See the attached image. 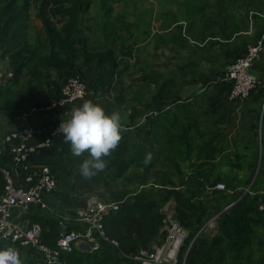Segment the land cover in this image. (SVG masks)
Instances as JSON below:
<instances>
[{"label": "trees", "instance_id": "16d2710c", "mask_svg": "<svg viewBox=\"0 0 264 264\" xmlns=\"http://www.w3.org/2000/svg\"><path fill=\"white\" fill-rule=\"evenodd\" d=\"M115 1L101 0L99 32L104 46L92 50L80 32L93 0H0V66L5 63L6 71L11 72L10 77L4 74L0 79V118L56 101L63 84L76 74L83 80L86 73L91 74L85 99L92 101L108 94L115 83H122L125 67L120 64L132 56L134 42L127 43L125 14H113ZM237 1L219 0L210 15L205 12L208 0L190 6L188 18L196 14L204 17L199 30L193 32L196 24L190 22L185 25L190 38H182V25L176 24L170 38L182 46L192 39L195 51L176 67V75L142 72L137 76L155 88L143 109L132 108L133 104L130 111L127 106L121 108L126 98L120 87L115 100L123 112V127L131 131L122 132L118 148L105 158L103 172L84 179L79 166L88 153L73 156L62 134L51 136L47 148L30 154L28 170L19 168L18 182L26 187L34 183L24 182L27 173L41 166H48L56 180V189L45 196L49 208L32 205L27 213L32 222L41 225V241L52 248L61 231L85 227L63 218L74 216L75 207L85 205L84 201L76 203V197L68 199L71 191L100 185L107 190L109 201H120L118 208L103 218L106 236L116 240L118 247L98 237L96 250L77 247L63 252L58 264H139L124 254L162 243L166 236L162 208L168 201L174 202L173 218L187 231L176 264H264V210L259 208L264 204L262 76L254 74L262 83L247 97L258 104L255 120L249 125L250 139L238 143L240 150L234 155L221 140L222 126L227 125L223 124L222 109L229 104L233 87L232 79L224 78L225 69L264 35V22L256 20L258 29L251 44L233 41L241 32L230 11ZM32 18L40 22V32L33 36ZM171 25L172 21L161 22L160 30L165 32ZM145 111L144 120L139 121ZM46 136L44 132L38 139ZM8 148L6 143L0 166L12 168ZM149 152L153 159L145 166L143 159ZM137 177L139 183L135 182ZM119 182L128 185L119 186ZM218 182L225 184L224 190L212 189ZM2 190L0 172V194ZM215 215V232L209 235L203 226ZM6 247L15 248L20 260L29 258L21 264H46L42 256L37 262L41 253L36 248L1 240L0 249Z\"/></svg>", "mask_w": 264, "mask_h": 264}, {"label": "built area", "instance_id": "2783aa9c", "mask_svg": "<svg viewBox=\"0 0 264 264\" xmlns=\"http://www.w3.org/2000/svg\"><path fill=\"white\" fill-rule=\"evenodd\" d=\"M264 35L256 44L249 45L247 52L242 58L228 65L225 69L224 78L232 79L233 87L229 93L230 100L245 99L250 91L261 85V80L252 71V65L260 56L263 47ZM11 76L10 71L1 72L3 75ZM62 95L56 101L47 105L31 106L20 112L19 117L23 120L36 112L62 108L67 104L83 100L87 94V84L79 74L71 76L63 84ZM66 120V119H65ZM60 121L55 123H43L37 127L23 125L16 128L4 137L9 144L11 167L0 166L3 177V190L0 194V241L10 240L18 242L23 246L36 248L43 256L46 264H58L61 253L72 252L81 244L85 250L94 251L99 247L98 237L118 247L116 240L106 236L103 226V218L118 208L120 201H101L90 198L80 210H77V220L85 224L82 230H63L56 239V247L52 248L41 241L42 228L38 222H32L27 216L32 205H39L42 209H48L45 196L56 189V180L51 174L48 166H41L27 173L24 182H32L33 185L25 186L19 183V168L28 170L27 159L31 153L47 148L50 137L56 135ZM46 132L48 136L41 139ZM3 149L0 146V156ZM18 182V183H16ZM212 189L224 190L225 184L216 183ZM264 210V204L259 206ZM162 211L165 215L163 230L166 236L161 244L154 245L151 249L141 248L136 252L124 254L139 264H176L179 248L187 236V231L182 228L173 218L174 202L168 201L164 204ZM210 222L205 223L207 227Z\"/></svg>", "mask_w": 264, "mask_h": 264}, {"label": "rangeland", "instance_id": "374dc122", "mask_svg": "<svg viewBox=\"0 0 264 264\" xmlns=\"http://www.w3.org/2000/svg\"><path fill=\"white\" fill-rule=\"evenodd\" d=\"M204 1L205 0H116L113 3V14H125V21L128 24L127 34L129 35L127 43L134 42V48L132 56L126 58L120 64L121 68L125 67V71L122 73V83H115L113 89L106 95L93 97V102L101 104L105 111L109 114L112 111L118 110L119 105L115 98H117V94L121 93L120 87H122V93H124L126 101L121 105V108H125V106H127V111H130V104H133L134 107L132 108L143 109L144 102H147V100L150 99L155 88L153 83L141 82L137 76H139L142 72H160L165 74L173 72V75H176V67L189 60L188 57L189 55H193L191 52L195 51V47L192 45V39L188 41L189 45L187 46H182V44L179 43H173L170 38V34L174 33L176 30V24H181V37L189 39L190 37L186 33L185 29L187 24L193 21H195L196 24V26L194 25L193 27V32L199 30V23L204 21V17H202L201 14H196L192 18H188V11L191 9L190 6L198 4L203 5ZM208 2L209 7H207L205 12L207 15H210L215 13V10L217 9L214 5H218L220 2L219 0H208ZM100 4L101 0H93L89 14L87 15L88 21L85 23L83 20L82 25H88L89 28L87 29L86 27H83L82 32H80L81 35L83 33L84 36H86L88 47L92 50L100 49L104 46V42L100 37L99 32L100 25L97 23V21L100 22L101 18ZM230 11L232 12L231 15L241 26L240 34L236 35L233 41H241L245 44H251L253 42L252 38H254L253 35L258 29V24L261 21L264 22V0H238L236 5H231ZM254 14L260 17L253 18ZM240 20H245L246 22L244 23ZM256 20L258 22L257 26L255 25ZM170 21H172V25L165 32L160 30L161 22L168 23ZM31 24V32L33 36L34 34L40 32V22L39 20L32 18ZM225 66L226 63H224L222 69H224ZM6 68L5 63H3L0 66V71L4 72L6 71ZM85 75H87V78L84 77L87 83L91 74L86 73ZM91 96L92 93L90 97ZM40 102H43L42 98L40 99ZM75 103L72 104H78ZM263 110L264 104L262 107V111ZM147 113L148 111H145V113L139 118V121L144 120ZM0 124L2 125L1 118ZM227 128L228 126H225L226 131ZM233 143L234 142H231L229 146V153H231V155H234L236 151L240 150L237 149ZM84 154H87V152ZM155 168H157V166ZM135 182L139 183V177L135 179ZM124 185L127 186L128 183L119 182V186ZM74 197L77 198L76 203L81 201L86 202L90 198H95L101 201H109L107 190L102 188L100 185L96 187L91 186L85 190L76 188L70 192L68 199ZM81 208L82 206L75 207L74 216H63V218L78 221L76 212ZM216 217L217 215L207 221L210 223H208L209 228L205 231L209 235L213 234V231H215Z\"/></svg>", "mask_w": 264, "mask_h": 264}, {"label": "clouds", "instance_id": "9594fccd", "mask_svg": "<svg viewBox=\"0 0 264 264\" xmlns=\"http://www.w3.org/2000/svg\"><path fill=\"white\" fill-rule=\"evenodd\" d=\"M131 131L123 127L119 110L107 113L104 107L90 99H83L74 106L68 119H62L57 132L62 134L64 142L71 146L73 156H88L79 166L81 176L91 180L107 167L106 157H110L122 140V132ZM153 154L147 153L143 159L145 166L151 163ZM0 264H21L15 248L0 249Z\"/></svg>", "mask_w": 264, "mask_h": 264}, {"label": "crops", "instance_id": "0c3cea01", "mask_svg": "<svg viewBox=\"0 0 264 264\" xmlns=\"http://www.w3.org/2000/svg\"><path fill=\"white\" fill-rule=\"evenodd\" d=\"M89 14V12H88ZM87 14V15H88ZM87 15L83 17V20L85 23H87ZM97 23H99L97 21ZM83 25V21H82ZM89 28L88 25L82 26ZM252 72L253 74L260 75L264 79V44L260 52V56L257 59V61L252 65ZM229 104H227L222 109V116L224 118L222 127L224 128V134L221 137V140L226 144L228 148L229 153V146L231 142H234L233 145L238 148V143H241L243 141H248L250 139L249 137V125L254 122L255 117L254 114L256 112V107H258V104L253 101L252 97L245 98V99H237V100H230L228 98ZM83 102L80 101L76 105H72L69 107H62L58 109H52V110H44L39 111L36 113L31 114L27 120H23L19 117V113H8L1 117L2 125L0 124V146L5 147V144L7 143L4 140V137L7 134H10L13 132L16 128H20L23 125H31V126H39L43 123H48L60 119H65V117L70 116L71 110L74 106H79ZM225 126H228L227 131L225 130ZM228 135V137H227ZM227 137V138H226ZM239 141V142H238ZM233 147V146H232ZM230 154V153H229ZM226 206L225 208H227ZM73 222H78L73 220ZM76 225V223H74ZM205 225V224H204ZM205 228V227H203ZM207 228H209L207 226ZM213 231V230H212ZM215 232V231H213ZM212 232V233H213ZM79 249L84 250V247L78 246ZM42 254L37 256V262L40 260ZM28 258V257H27ZM43 258V256H42ZM24 256L21 258V260L24 261ZM29 259V258H28Z\"/></svg>", "mask_w": 264, "mask_h": 264}, {"label": "water", "instance_id": "95a60500", "mask_svg": "<svg viewBox=\"0 0 264 264\" xmlns=\"http://www.w3.org/2000/svg\"><path fill=\"white\" fill-rule=\"evenodd\" d=\"M228 208V207H227ZM227 208H225L224 210H226ZM82 248L84 247L85 248V245L84 244H81Z\"/></svg>", "mask_w": 264, "mask_h": 264}]
</instances>
